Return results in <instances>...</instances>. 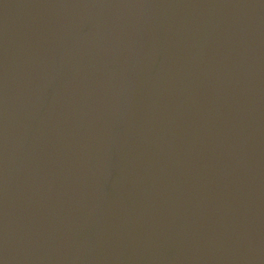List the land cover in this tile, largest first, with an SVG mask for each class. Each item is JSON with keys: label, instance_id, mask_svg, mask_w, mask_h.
<instances>
[{"label": "water", "instance_id": "water-1", "mask_svg": "<svg viewBox=\"0 0 264 264\" xmlns=\"http://www.w3.org/2000/svg\"><path fill=\"white\" fill-rule=\"evenodd\" d=\"M0 264H264V0H0Z\"/></svg>", "mask_w": 264, "mask_h": 264}]
</instances>
